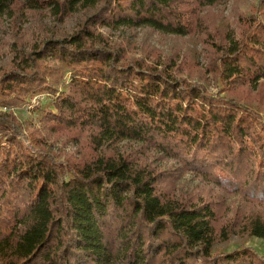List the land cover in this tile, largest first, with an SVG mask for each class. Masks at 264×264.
<instances>
[{
	"label": "trees",
	"instance_id": "16d2710c",
	"mask_svg": "<svg viewBox=\"0 0 264 264\" xmlns=\"http://www.w3.org/2000/svg\"><path fill=\"white\" fill-rule=\"evenodd\" d=\"M212 2L0 0V19L45 8L63 22L94 9L69 34L34 41L0 73L7 103L35 90L54 93L69 73L56 113L45 114L46 136L87 133L64 166L42 139L36 156L25 154L17 121L0 112V140L8 144L0 146V264H264L248 248L210 252L217 236L237 227L264 237L260 212L218 231L217 203L176 191L175 171L117 146L141 143L225 192L264 204V122L234 99L187 82L176 55L146 63L96 28L184 36L193 30L188 14ZM259 4L262 18L239 14L237 31H214L218 41L207 33L209 70L229 86H264V0Z\"/></svg>",
	"mask_w": 264,
	"mask_h": 264
},
{
	"label": "rangeland",
	"instance_id": "374dc122",
	"mask_svg": "<svg viewBox=\"0 0 264 264\" xmlns=\"http://www.w3.org/2000/svg\"><path fill=\"white\" fill-rule=\"evenodd\" d=\"M94 9L79 11L65 18L63 22L56 21L49 11L42 10L17 16V13L4 16L0 19V73L12 65V61L19 55L27 52L34 41L42 38L59 37L69 34L76 24ZM259 0H213L210 4L196 6L188 16L192 18V32L184 36L162 34L146 27L136 29L109 30L103 26H97V31L106 35L110 42L119 43L125 49V54L140 58L146 63L153 62L158 55L163 59L170 55H176L179 63V74L187 82L196 83L203 87L207 93L221 97H230L241 106L251 110L259 120L264 122V86L257 90L249 89L246 85L229 86L218 79L216 74L209 70L208 60L213 53L207 33L218 41L214 31L223 27L235 28L237 31V17L255 14L261 16ZM198 23V26H196ZM202 31V29H204ZM177 71V70H175ZM177 71V72H178ZM181 72V73H180ZM69 73H66L61 85L54 93L35 90L22 102L14 101L11 96L10 103L0 96V112L13 115L19 125L20 134L17 141L25 154L36 156L40 149L38 142L42 139L51 145L50 151L55 161L62 162L66 166L71 162L70 156L75 155L77 145L85 144L86 130L67 129L60 131L59 135L47 137L46 131L50 123L45 120L47 111L56 113L54 100L63 90L67 91ZM9 98V97H8ZM6 99V98H5ZM56 138V139H55ZM0 146L7 148L5 139L0 140ZM121 150L134 149L144 154L150 161H154L162 169L176 172V180L173 181L176 191L190 192L200 195L204 199L213 200L220 210L219 221L216 229L231 222L236 218L245 220L251 211L260 212L264 216V204L251 203L243 199L239 194L228 193L207 182L194 173L182 170L175 159L162 157V154L144 149L141 143L121 141L117 143ZM228 232L226 235L217 236L210 248L212 254L230 252L234 249L248 248L259 257L264 258V237L254 236L247 232ZM219 231V229H218Z\"/></svg>",
	"mask_w": 264,
	"mask_h": 264
}]
</instances>
